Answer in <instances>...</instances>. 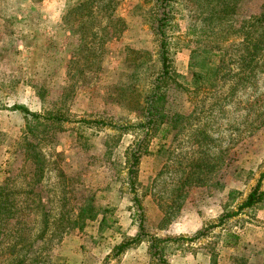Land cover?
Here are the masks:
<instances>
[{
	"label": "rangeland",
	"instance_id": "rangeland-1",
	"mask_svg": "<svg viewBox=\"0 0 264 264\" xmlns=\"http://www.w3.org/2000/svg\"><path fill=\"white\" fill-rule=\"evenodd\" d=\"M169 1L179 84L165 109L178 126L164 135L136 125L158 65L151 0H0V183L17 204L0 264H155L149 235L170 238L162 264H264V199L244 206L264 191V52L244 69L243 33L230 34L229 68L217 86H199L190 30L207 3ZM261 2L239 0L232 23H220L240 27ZM13 105L62 119L45 132ZM32 134L45 156L38 179L24 149ZM128 147L140 148L136 166ZM79 202L97 213L81 228Z\"/></svg>",
	"mask_w": 264,
	"mask_h": 264
},
{
	"label": "trees",
	"instance_id": "trees-1",
	"mask_svg": "<svg viewBox=\"0 0 264 264\" xmlns=\"http://www.w3.org/2000/svg\"><path fill=\"white\" fill-rule=\"evenodd\" d=\"M151 8L153 12L151 30L157 39V57L158 65L155 77L151 81L149 91L145 94V104L143 106V114L140 122L136 125L145 128L147 132L152 129L158 132L163 130L165 135L167 132L175 129L178 123L170 119L165 106L167 102L166 89L170 84H179L173 77L172 67L169 58V38L170 31L174 25L173 19L175 13L173 12L172 4L169 0H151ZM168 2V4L166 3ZM239 0H201V3L206 4L204 9L200 10L203 15V20L210 22V27L207 28L205 22L203 24H196V30H190V34L196 35L192 38V48L190 52V67L193 70V77L195 82H199V86L205 89L213 88L218 85L224 69L229 68V64L225 62L226 58L230 56V42L229 35L232 33H243L242 41L245 47L243 51V59L247 62L244 69L252 71L257 64V57L260 53L264 52V0L261 2V11L257 14L249 16L242 25L238 28H232V17L234 18L235 10ZM159 6V7H158ZM230 17V18H229ZM230 19V23L223 25L221 20ZM114 21L119 25V29L125 28V20L120 16H114L112 13L108 14V22ZM39 97H42L39 94ZM12 109L19 110L23 113L24 117L30 118L34 123L35 121H45L43 131L47 132L51 127L49 124L54 123L59 118L57 114H50L44 116L38 112L30 111L24 105H13ZM84 121V120H83ZM87 122V121H86ZM59 125V124H56ZM56 128V126H54ZM29 131L32 132L31 126ZM35 140H28L26 138L24 149L26 154L34 166L33 176L38 179L41 178L45 165V156L40 147L39 138L37 135L32 134ZM130 153V154H129ZM141 155L140 148L134 152L131 147L125 151L126 160H132V165L139 163ZM137 169L133 170L136 172ZM264 174V172H263ZM132 179L135 174H132ZM133 181H130V186L133 190ZM264 199V191L255 187L245 200L244 206H251ZM96 207L90 203L79 202L76 206L75 216L73 222L77 228H81L86 220H93L96 218ZM17 204L14 199V193L9 186V182L0 183V235L9 232L12 229L11 222L16 217L17 219ZM17 221V220H16ZM148 242V250L152 261L157 259L155 264L165 263L164 254L162 252V243L170 240V238H157L156 236L149 235L146 238ZM142 241L138 236L131 238L129 241L121 242L114 246L118 252L123 251L132 243ZM156 257V258H155ZM34 258L26 256L24 262H32ZM161 261V262H160ZM153 263V262H152Z\"/></svg>",
	"mask_w": 264,
	"mask_h": 264
}]
</instances>
